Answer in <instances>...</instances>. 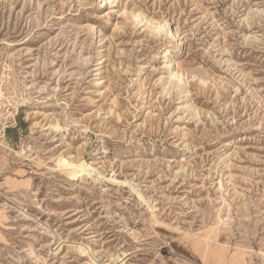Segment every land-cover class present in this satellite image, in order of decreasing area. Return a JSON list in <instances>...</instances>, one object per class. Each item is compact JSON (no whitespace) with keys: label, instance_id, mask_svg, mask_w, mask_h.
<instances>
[{"label":"rangeland","instance_id":"1","mask_svg":"<svg viewBox=\"0 0 264 264\" xmlns=\"http://www.w3.org/2000/svg\"><path fill=\"white\" fill-rule=\"evenodd\" d=\"M110 1L0 0V264H264V0Z\"/></svg>","mask_w":264,"mask_h":264},{"label":"bare ground","instance_id":"2","mask_svg":"<svg viewBox=\"0 0 264 264\" xmlns=\"http://www.w3.org/2000/svg\"><path fill=\"white\" fill-rule=\"evenodd\" d=\"M108 1H110V0H103V3H101V4H103V7L108 4ZM171 40H172V38H171ZM175 77H176V75L173 76V74H172V79H174ZM2 137H0V140L2 139ZM60 167L62 168V170H65L64 173L68 177L72 178L73 180H77L78 176H80L83 173L90 174V173L93 172V170L91 169V167L85 165L84 163H82V164H76V163H74V161L73 162H70V161L66 160V158L65 159L64 158H61V160H60ZM138 195H139V197H142V195L140 193Z\"/></svg>","mask_w":264,"mask_h":264}]
</instances>
